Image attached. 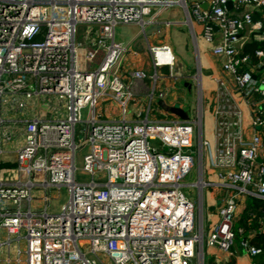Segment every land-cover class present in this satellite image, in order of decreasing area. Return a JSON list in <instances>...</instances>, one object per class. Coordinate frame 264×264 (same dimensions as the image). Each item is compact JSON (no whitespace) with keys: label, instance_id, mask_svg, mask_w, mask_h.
<instances>
[{"label":"built area","instance_id":"2783aa9c","mask_svg":"<svg viewBox=\"0 0 264 264\" xmlns=\"http://www.w3.org/2000/svg\"><path fill=\"white\" fill-rule=\"evenodd\" d=\"M180 4L0 0V127L2 108L14 117L32 100L50 115L15 130L7 120L9 133L0 137L21 138L12 179L1 176L0 156L3 264H201L203 245L232 256L247 227L234 226L245 197L259 200L262 220L256 222L264 225V48L245 50L251 41L264 43V0H205V8L196 3L187 13V24L201 27V40L219 61L212 143L202 137L198 106L192 117L185 111V121L125 120L134 82L151 101L164 96L154 93L158 71L174 80L181 74L169 46L146 44L140 56L114 40V29L136 26L145 36L159 10ZM103 102L116 120L99 119ZM76 157L89 180H76ZM195 160L199 178L192 186L210 185L201 182L207 164L223 188L217 221L206 231L183 191ZM50 188L67 195L56 213L47 212ZM247 215L250 223L253 215ZM238 246L251 258L264 252V245L245 239Z\"/></svg>","mask_w":264,"mask_h":264},{"label":"crops","instance_id":"0c3cea01","mask_svg":"<svg viewBox=\"0 0 264 264\" xmlns=\"http://www.w3.org/2000/svg\"><path fill=\"white\" fill-rule=\"evenodd\" d=\"M196 3L200 4L202 8H205V0H182V5H173L159 10V15L154 20V25L145 30V36L141 35L145 43V49L146 44L149 46H157L160 44H166L167 46H169L174 56L175 70L179 74H181V77L179 79L174 80L168 77L165 70L158 71V80L154 88V93H156V90H158L161 91L164 95L161 99L154 97V101H156V112L158 114H164L165 112H163L157 106V102H161L166 106H173L174 104L171 101V97L175 95V92H190L193 87L196 89L200 88L202 99L203 94L206 93V95L209 96V94L211 93L212 98H210V100L213 102L214 108V95L216 87L215 80L220 75L219 61L210 56L208 45L204 44L201 40V27L193 22L191 23V25L187 24V13L190 12L192 5ZM180 14L184 16L183 23L180 22ZM155 25H158L159 28L158 30L153 31L152 28H154ZM181 25H185L186 28H181ZM123 27L128 26H118L119 36H116L114 33V40L121 43H129L132 50L138 52L139 55L142 56L143 53H145V49L144 51L140 49V45L135 42V38L129 40L127 39L126 42H124V39H122V36L120 34ZM137 35L139 36L140 34ZM188 44L190 46L189 48ZM132 63H134L135 67H140L141 69L148 72V74L153 73V70L150 67L144 65L141 62H138L137 60H132ZM197 76L198 83L197 81H195L197 79ZM149 83L150 82L146 81L144 84L149 85ZM139 86L140 83L138 82H134L132 84V88L134 91V101H129L127 114L125 116V120L131 123H138L140 121H143L146 117L147 119H149L150 110L152 108L151 105L153 104V99L149 101L147 92H145V90H142L141 86ZM176 86H178L179 89L175 90ZM148 87H151V84ZM144 97L147 98L146 105L141 102L142 100L145 101ZM26 104L28 105L27 109L23 108L22 110H17V117L10 116V114L6 113V116H9L8 121L13 123V125L11 124V128H13L14 130L15 128L17 129L19 124L22 125L23 122L31 118L41 117V115L44 114L46 116L45 118H49L50 116L48 114L49 110H47L43 104H37V100H32L31 102H27ZM177 106L183 109L181 103H179ZM98 109L100 113L99 119L102 121H108L109 115L116 116L114 109H108V102L101 103ZM210 115V126L208 132H206L204 113L203 109H201L202 137L204 140L212 143L213 114L211 113ZM245 118L246 116L245 114H243L244 126ZM149 120L153 119L150 118ZM20 144V137L12 138V140H10L9 142H0V156L2 163L13 164L15 159V151ZM208 180L210 183L208 187L211 188V192L200 196L201 209L199 210L201 219L205 223V226L203 227L205 231L217 221V208L220 204L223 190L222 187L216 186V179L211 172H209L208 174ZM212 207H214L215 209L214 212L211 211ZM261 208L262 205L259 200L251 197H245L242 205L240 206L239 214L237 215L236 221L234 222V226H243V224H246L247 227L240 236L236 237L237 240L234 241L236 249L235 252L232 254V256H227L225 253L220 252L216 248H210L203 245L201 264H228L229 262H231V264H257L256 259L258 256L251 258L244 254L238 248V242L242 239H245L251 246L259 247L261 245H264V243L262 244L261 241L259 242V237H264V225L256 222V219H258V221L262 220ZM203 209H205L206 213H204V215H202ZM249 212L253 215L250 219V223L246 221V219L248 218L247 213ZM261 255L264 256V252Z\"/></svg>","mask_w":264,"mask_h":264},{"label":"rangeland","instance_id":"374dc122","mask_svg":"<svg viewBox=\"0 0 264 264\" xmlns=\"http://www.w3.org/2000/svg\"><path fill=\"white\" fill-rule=\"evenodd\" d=\"M155 9H153L152 11H154ZM180 22L183 23L184 20V16L182 14H180L179 16ZM181 28H186L185 25H181ZM139 28L136 26H128V27H123L122 31H121V36L122 39H124V42L127 41V39H132L135 38V42L137 44L140 45V49L142 51H144L145 49V43L143 40V37L141 35H137ZM116 36H119L118 34V26L115 28L114 31ZM135 36V37H134ZM149 41V40H148ZM189 44H188V48H189ZM198 83V76L197 79L195 80ZM198 87V86H197ZM179 89L178 86L175 87V90ZM184 92V91H183ZM175 92V95L173 97H171V101L173 102L174 106H177L179 103H181L184 111L188 112L189 115H193L195 109H196V103L197 106L199 107V109H203V113H204V122L206 124L205 126V130L206 132H208L209 130V124L211 121V113H212V109H213V102L210 100V98H212V94L210 93L209 96L205 94H203V99L201 97V91L200 88L196 89V88H192V90L190 92ZM145 98V101H141L142 103H144L146 105L147 102V98ZM198 98V99H197ZM173 99V100H172ZM155 98H153V104L151 105V110H150V114H149V119L152 118L153 120H169V119H173L175 117H173L172 115H168V114H158L156 112V101H154ZM197 100V101H196ZM134 101V100H133ZM191 108V109H190ZM190 110L192 111V113L190 112ZM153 116V117H152ZM4 118V119H3ZM118 118L117 115H109L108 119L112 120V119H116ZM1 119L3 121L6 122H2L1 123V127H0V137L1 140H3L5 138V136L9 133L10 130V125L8 124L7 120L9 119V116H6L5 111L3 110V108L1 109ZM82 120H84V113L82 115ZM9 137L12 138V134H9ZM196 144L195 141V136H194V146ZM203 169H202V177H201V182H209L208 180V165L203 164ZM75 178L77 181H84V180H89V176L85 175L84 173L81 172L80 170V158L76 157L75 159ZM1 171V176L4 178H9L12 179L13 177V169L9 170V169H5L2 168ZM199 165L197 164V161L195 160L192 168L189 172L188 175H186V177L183 179L182 183L183 185H185L186 187L183 188L184 194L187 196V198H189V200L193 203L194 205V210H195V218L197 221V218L199 219V210L201 209V200L200 198L197 197V185L192 186V184H195L197 182V179L199 178ZM200 190V196L203 194H207L211 192V188L209 187H202ZM38 194L35 192V190L32 192L31 197H32V202H31V207L35 208V206H37V204L35 203V199L37 198ZM48 196H49V206L47 208V212L48 213H56L59 209V207L61 205H63L66 201V191L64 188H59V189H55V188H50L48 191ZM211 211H215L214 207H212ZM205 213V209H203V214ZM206 214V213H205ZM203 227L205 226L204 221H202ZM20 236H22V232H20ZM1 239L4 238L2 236V234L0 235ZM237 240V238L235 239V241ZM15 242V240H13ZM13 242V243H14ZM19 247L21 249V251L24 250V240L22 239V237L19 240ZM2 253L0 252V264H3V262L1 261L2 259ZM21 258H23V254H21ZM192 264H196L195 260H192Z\"/></svg>","mask_w":264,"mask_h":264},{"label":"water","instance_id":"95a60500","mask_svg":"<svg viewBox=\"0 0 264 264\" xmlns=\"http://www.w3.org/2000/svg\"><path fill=\"white\" fill-rule=\"evenodd\" d=\"M224 7L226 9H228L230 7V3H226L224 5ZM159 26L158 25H155L154 28H152L153 31H156L158 30ZM212 29H215L213 26H212ZM157 106L165 113L169 114V115H172V116H175L181 120H187L188 119V116L186 114V112L181 109L180 107L178 106H166L164 105L163 103L161 102H157Z\"/></svg>","mask_w":264,"mask_h":264},{"label":"trees","instance_id":"16d2710c","mask_svg":"<svg viewBox=\"0 0 264 264\" xmlns=\"http://www.w3.org/2000/svg\"><path fill=\"white\" fill-rule=\"evenodd\" d=\"M258 48L263 49L264 48V43L263 42H253V41H251V42L247 43L246 46H245L246 52H251L252 50L258 49ZM13 166H14L13 164H9V163H2L1 164L2 168L9 169V170L13 169ZM260 241L262 242V244L264 243V237L263 236L259 237V242ZM263 257L264 256H262V255L257 257V259H256L257 264H264ZM228 264H231V262H229Z\"/></svg>","mask_w":264,"mask_h":264},{"label":"bare ground","instance_id":"6f19581e","mask_svg":"<svg viewBox=\"0 0 264 264\" xmlns=\"http://www.w3.org/2000/svg\"><path fill=\"white\" fill-rule=\"evenodd\" d=\"M199 183H200V181H199ZM201 184V183H200Z\"/></svg>","mask_w":264,"mask_h":264}]
</instances>
